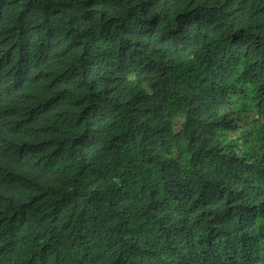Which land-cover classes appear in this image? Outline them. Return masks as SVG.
<instances>
[{
  "label": "trees",
  "instance_id": "obj_1",
  "mask_svg": "<svg viewBox=\"0 0 264 264\" xmlns=\"http://www.w3.org/2000/svg\"><path fill=\"white\" fill-rule=\"evenodd\" d=\"M2 74L46 131L0 150L26 177L0 264H206L189 220L264 207V0H0ZM24 198L68 215L60 258Z\"/></svg>",
  "mask_w": 264,
  "mask_h": 264
},
{
  "label": "clouds",
  "instance_id": "obj_2",
  "mask_svg": "<svg viewBox=\"0 0 264 264\" xmlns=\"http://www.w3.org/2000/svg\"><path fill=\"white\" fill-rule=\"evenodd\" d=\"M14 76V74H13ZM8 74L0 75V150H6L11 156L14 150L24 148L22 138H37L45 133V117H36L28 123H22V117L32 111V96L20 86V82ZM13 86L18 94L13 95ZM49 121L54 120L47 117ZM38 123H43L38 127ZM22 163V158L14 159ZM26 177L11 164V158L0 163V207L8 195L21 192V184ZM191 187H182L179 196L183 202L187 200ZM202 206V205H201ZM53 203L42 204L31 202L24 198L17 206L15 213H31L48 238L44 248L55 254L56 248L63 242L62 234L67 233V227L60 226L69 223L68 215L51 222ZM43 220L46 223L41 224ZM197 231L202 232L201 238L207 251L206 264H264V207L251 205L248 210L238 211L234 217L220 214L216 209L209 210L203 224L197 218L189 220ZM20 232V222L0 228V261H13L16 257V247ZM192 232L191 235H193ZM81 260L85 264H101L102 255L95 252L83 253Z\"/></svg>",
  "mask_w": 264,
  "mask_h": 264
}]
</instances>
